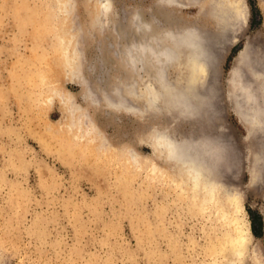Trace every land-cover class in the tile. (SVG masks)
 Masks as SVG:
<instances>
[{
    "label": "rangeland",
    "instance_id": "obj_1",
    "mask_svg": "<svg viewBox=\"0 0 264 264\" xmlns=\"http://www.w3.org/2000/svg\"><path fill=\"white\" fill-rule=\"evenodd\" d=\"M69 1L66 10L58 11L59 0H0V264L209 262L213 257L205 252L208 234L223 231L216 209L226 204L227 190L237 197L239 203L235 200L233 205L243 208L254 236L251 261L264 264V127L250 132L236 115L231 97L235 69L244 80L238 83L252 82L259 89L264 73V0H181L187 6L113 0L111 16L118 23L135 7L144 19L149 14L157 29L196 26L210 37L214 69L208 76L200 74L199 81L207 83L198 93L209 97L212 109L208 102L192 117L176 109L133 112L99 101L114 97L117 86L135 77L117 51L129 42L132 27L124 18L121 33L100 28L94 25L99 16L94 0ZM63 38V45L73 49L71 58L65 57ZM70 66L78 77L68 74ZM183 70L173 74L186 76ZM50 88H57L68 106L75 100L89 111L84 122L87 141H63L58 136L66 115L75 111L81 119L82 113L65 108L60 97L46 101ZM133 99L128 103L145 106L144 97ZM257 102L259 109L262 99ZM213 115L217 116L212 120ZM164 129L193 141L209 140L203 144L208 142L210 151L223 147L212 150L219 155H214V172L223 184L217 205L205 206L204 196L197 198L162 150H154V133Z\"/></svg>",
    "mask_w": 264,
    "mask_h": 264
},
{
    "label": "bare ground",
    "instance_id": "obj_2",
    "mask_svg": "<svg viewBox=\"0 0 264 264\" xmlns=\"http://www.w3.org/2000/svg\"><path fill=\"white\" fill-rule=\"evenodd\" d=\"M94 1L96 4V8L98 10V14H99L97 18V22L94 25L100 28H103V29L107 27L114 28V31L121 33L123 26H124V24L122 23V20L125 18L130 22L129 25L132 27V33L130 31L129 35L132 34L131 38L125 46L124 44H122L120 47H118L117 51L118 53L120 52L122 54V56L127 61L128 65L130 66L131 70L133 71L135 75V77L132 78L130 83H127V84L121 83L119 86H117L118 88H115L114 97H111V96L104 97L103 96V98H101L99 96L100 97L98 98L99 101L101 99H106L109 105L111 106H114L119 109L129 108L133 112L146 111V112L156 113V112H160L165 109L168 111H173L176 109V110H179L180 114L186 115V117L199 114V112L203 111L205 106H207L208 102H209L208 104L210 105V101H208L209 97L207 98V95H205L204 92L203 94H201L202 92L198 93L199 88L202 89L201 87H204L203 85H206V84H203L206 82L203 80L204 78L203 75L204 74L209 75L210 70L214 69L212 64L214 61L215 54L213 55V52L211 50V40L209 39L210 37L207 36L203 30L199 29L196 26H190L186 28H176V29L173 28V29H168V30H164L163 27L162 29H157L155 28L156 25L154 24V22H152V20L149 18V14H148V18L144 19L142 13L138 10V8H135V7L130 8L129 14L127 16L125 15L126 17L120 16L118 19L119 20L122 19V20L120 21V23H118L117 21H114V19H112V16H111L113 15V12H115L113 0H94ZM160 1L161 3L167 4V5H181L180 3L182 2L181 0H160ZM193 2L196 3L198 2V0H194ZM69 3H70L69 0H66L64 2L63 1L60 2L59 0L57 7L55 9L58 11H61V10L64 11L66 10V7H68ZM182 5L187 6V3L182 2ZM217 38H220V36H218ZM65 39L66 38L61 39L62 41L60 40L62 45L64 41L66 42ZM65 45L66 44L63 45V48L65 49V57L67 56L68 58H71V55L73 54V49L72 47L69 46V44L67 45V47ZM214 46L215 45H213V47ZM249 54L251 53L247 54V61L249 59H252L251 56H250L251 58L248 57ZM216 58L217 57H215V59ZM238 58L240 59L242 57H238ZM258 60L256 59V61ZM251 61L249 60L248 62L250 63ZM258 66L259 65H256V68H258ZM175 69L187 70V71L183 70L184 72H187L185 74L186 76H179V77L175 76V74H173V71ZM242 70L244 69L241 68V71ZM238 71H240V69ZM238 71L235 69L231 75V82L234 87L231 97L233 100H235L234 103H235L236 109L234 110H235L236 115L238 116L239 120L243 123V125L246 126L250 132H252L253 130H255L256 127H259V126L264 127V73H262L263 75H261L260 73V75L262 76V79L260 80L259 89L256 90L253 88L254 83L252 84V82L248 84L246 83L247 81L245 80L246 82L242 83V85L238 83V80L242 81L241 78H243L241 74L238 73ZM76 73H77L76 70L72 69L70 66L68 74L70 75L74 74L78 77V75L80 74L78 73L76 74ZM183 73H180V74H183ZM201 73L203 74L202 80L204 81L202 83L199 81L201 79V77L199 79V76ZM255 73L256 71L254 69V73L252 72V75L255 76ZM216 78L219 79L217 76ZM214 85L216 86V84ZM209 86L211 85L209 84ZM124 87H127L128 89L127 94H124L123 92V89H125ZM211 87H213V85ZM239 87L241 88V93L237 97L238 93L236 90ZM208 92H211V91H208ZM55 96L58 98L60 97V99L62 100V103H64L63 106L65 108L66 106L70 107L71 109L77 108L76 109L77 112L82 113L81 119L77 118V114H75V111L74 113H71L68 116L66 115L63 118V120L59 122L60 126H59L58 131L60 134H58V136H60L62 140L64 139L63 141H65L68 138H70L69 139L70 141L74 139L75 137H77V139L87 141L86 139H88L90 135L88 137L86 136L87 131H86L84 122L86 121L85 120L86 117L88 119L90 118L88 117L89 111L85 108V106L75 102V100L74 102L72 101L70 106H68V102L65 101L64 97L62 98L60 96V93L57 92V88H50L49 90L47 89L45 100L51 101L54 99ZM90 96L95 98V97H98V94L92 93L90 94ZM135 97H144L145 106L144 107L139 106L135 104L133 101H132V104L128 103V101H130L129 99H133ZM259 97L262 99V105L260 104L261 108L258 109L257 101ZM246 101L248 103L250 102L249 105L247 104V106L244 105ZM211 102H212V99H211ZM209 107L211 108V105ZM244 107L246 108L245 110L243 109ZM218 110H216L217 112L215 111L216 112L215 114L220 113V110L219 111ZM67 111L70 112L69 110ZM214 115L211 117L212 120L215 119L213 117L217 116V115L216 116ZM257 129L255 131H257ZM261 130L263 131V128H261ZM71 132H76L77 136L75 135L70 136ZM50 136L52 137V134ZM204 141L210 142L209 140H205V139L193 141L190 138H185V137L181 138L179 136L177 137L174 134H171L170 131H168L167 129L166 130L164 129L161 131H156L154 133L152 145H154V150L156 151H158V149L162 150L163 155L165 154L164 156H166L167 158V161H169L170 163H173L178 168V172L179 171L181 172L183 176V180L186 182L185 185L187 183H188L187 185L189 184L191 185V187L197 193L195 195L196 197L197 195H200V197L204 196V199L206 200L205 201L206 204H204L205 206L206 205L215 206L218 204V202H220L218 201L217 192L219 188L222 189L221 185L223 184L219 182V180L216 177V172H214L216 171V166H217L216 165L217 162L215 163V159L219 155L217 154V152L215 153L213 152L216 150L220 151L219 149L221 147L219 149H217L216 146L212 147V150L213 148L214 149L216 148L212 152V150L210 151L211 147L207 146L208 142L207 143L205 142L206 144L204 145L203 144ZM215 142H218V141L215 140ZM226 142L227 141L225 140V143ZM65 145H62L61 148H63V146ZM105 145L106 147L110 146V144L109 145L105 144ZM218 145L219 144L217 143V146ZM87 146H88L87 148H90L89 145ZM65 149L66 150L64 151H67V147ZM70 149L68 148V150ZM222 149L223 147L221 148V150ZM79 150H83V149H81L80 147ZM101 153L99 155H101ZM132 153H134V151ZM214 155H217V156L215 157ZM130 156L133 157V155H130ZM156 167L158 168V166ZM169 168L172 169V167H169ZM160 170L161 169H159V171ZM155 171L157 172L156 169ZM162 172L164 173V171ZM165 172H167V170ZM226 188L223 187L224 190H226ZM228 188H230V186ZM185 192H188V191H185ZM190 192L191 191H189V193ZM226 192H227L226 195L224 194L225 192L223 193L226 196L225 197L223 195L224 196L223 198H227V202L225 201L226 204L225 205L218 204L219 207L217 209L216 207H214L217 211H219L218 219L222 221L221 224L223 225L224 228H223V231H220L221 229L219 230L221 232L220 234L211 233V232L208 234L210 244L209 246L205 248L206 249L205 252L208 254L211 252L213 259L210 260L209 262L208 260H203L204 263L202 264H249V263L250 264H260L257 259L254 260V263L252 262L253 260L251 261L250 251H251L254 236L250 230V227L248 226L247 222L242 216L243 208L238 207V206L236 207V205H233L235 200L237 201L236 199L237 197L232 196L231 192H229L228 190ZM200 200L201 199H199V202ZM197 206L199 207V205ZM203 210L207 211L208 208L207 209L204 208ZM193 239L195 238L193 237Z\"/></svg>",
    "mask_w": 264,
    "mask_h": 264
}]
</instances>
